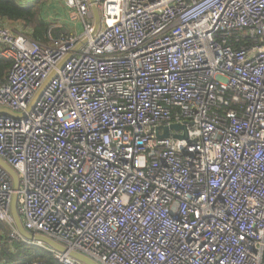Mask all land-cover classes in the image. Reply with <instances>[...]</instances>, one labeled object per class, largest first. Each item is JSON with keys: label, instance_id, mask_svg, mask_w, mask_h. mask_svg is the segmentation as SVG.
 Returning <instances> with one entry per match:
<instances>
[{"label": "built area", "instance_id": "1", "mask_svg": "<svg viewBox=\"0 0 264 264\" xmlns=\"http://www.w3.org/2000/svg\"><path fill=\"white\" fill-rule=\"evenodd\" d=\"M60 1L47 44L0 27L10 237L83 264L15 197L96 264H264V0Z\"/></svg>", "mask_w": 264, "mask_h": 264}, {"label": "trees", "instance_id": "2", "mask_svg": "<svg viewBox=\"0 0 264 264\" xmlns=\"http://www.w3.org/2000/svg\"><path fill=\"white\" fill-rule=\"evenodd\" d=\"M37 1L32 5H25L20 0H0V20L21 22L26 28L31 29L29 37L32 40L47 44L48 25L43 18L41 1ZM52 35L55 33L53 32ZM10 64L9 61L0 57V82L7 77ZM10 234L11 228L0 221V264H31L33 262L57 264L48 250L14 240Z\"/></svg>", "mask_w": 264, "mask_h": 264}, {"label": "rangeland", "instance_id": "3", "mask_svg": "<svg viewBox=\"0 0 264 264\" xmlns=\"http://www.w3.org/2000/svg\"><path fill=\"white\" fill-rule=\"evenodd\" d=\"M37 1V0H36ZM35 0H20L25 5H32L36 2ZM41 8H43V18L45 19L48 29L47 37L54 38L60 34V31L65 29L72 30L73 25L67 21L66 8L60 0H40ZM39 1V3H40ZM38 2V1H37ZM12 28L16 31L26 33L30 36L31 29L26 28L21 22L3 21L0 23V27ZM55 35H52V33ZM47 38V39H48ZM49 42V39H48Z\"/></svg>", "mask_w": 264, "mask_h": 264}, {"label": "water", "instance_id": "4", "mask_svg": "<svg viewBox=\"0 0 264 264\" xmlns=\"http://www.w3.org/2000/svg\"><path fill=\"white\" fill-rule=\"evenodd\" d=\"M89 1H90V4H91L92 11L94 13L95 28H97L98 27L99 16H98V13H97V11L95 9V6H94L95 0H89ZM1 111L8 112L11 115H14V113H11L9 111H5V110H1L0 109V112ZM179 128H181L180 125L173 124V125L165 128L163 135H161L160 137H168L169 136V129L178 130ZM0 166L13 177V180H14V188H16L17 187V184H16V176H15V173L7 165H5L1 160H0ZM11 214L13 216V219H14V222H15V226H16L19 234L23 238H25L27 240H31V241L40 242V243L46 245L47 247L52 248V249H54V250H56V251H58L60 253L68 254L70 257H72V258L80 261L83 264H96L93 261H91V260H89V259L85 258L84 256L79 255L77 253H74V252L68 253V251L64 247H62V246L54 243L50 239H47V238L42 237V236L29 235L27 232H25L23 230L21 224H20L18 215H17L16 210H15V197H13V200H12Z\"/></svg>", "mask_w": 264, "mask_h": 264}]
</instances>
